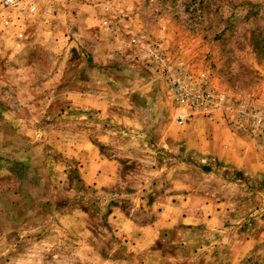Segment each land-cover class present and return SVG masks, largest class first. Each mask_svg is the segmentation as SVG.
<instances>
[{"label": "rangeland", "instance_id": "374dc122", "mask_svg": "<svg viewBox=\"0 0 264 264\" xmlns=\"http://www.w3.org/2000/svg\"><path fill=\"white\" fill-rule=\"evenodd\" d=\"M184 68L264 104V0H66L18 26L0 13V264H264V178L238 183L240 225L223 232L150 206L167 134L191 118L167 87Z\"/></svg>", "mask_w": 264, "mask_h": 264}, {"label": "crops", "instance_id": "0c3cea01", "mask_svg": "<svg viewBox=\"0 0 264 264\" xmlns=\"http://www.w3.org/2000/svg\"><path fill=\"white\" fill-rule=\"evenodd\" d=\"M64 1L43 0L44 14H52ZM221 116V112H216L212 119L196 115L175 127L174 133L168 132L167 188L150 205L163 208L159 214L165 221L177 222L180 217L179 221L186 225L213 224L221 232V225H240L239 220L234 221L236 216L229 218L241 207V199H235L234 191L242 181L264 178V137L237 132ZM101 175L103 171L96 172L97 178ZM141 205L148 207L145 200H141ZM177 210L181 216L175 214ZM237 243L246 254L255 250L256 236L244 233Z\"/></svg>", "mask_w": 264, "mask_h": 264}, {"label": "built area", "instance_id": "2783aa9c", "mask_svg": "<svg viewBox=\"0 0 264 264\" xmlns=\"http://www.w3.org/2000/svg\"><path fill=\"white\" fill-rule=\"evenodd\" d=\"M85 4H93L99 0H73ZM43 0H0V13L3 22L10 26L21 25L25 20L44 13ZM21 23V24H20ZM22 35V34H19ZM167 87L177 110L183 114L176 120L179 123L187 117L202 116L212 119L216 112H226L232 119L225 122L232 128H247L254 134L264 136V104L247 99L231 102L225 94L215 92L193 72L181 69L168 73Z\"/></svg>", "mask_w": 264, "mask_h": 264}]
</instances>
